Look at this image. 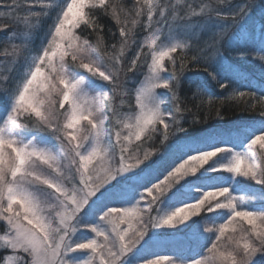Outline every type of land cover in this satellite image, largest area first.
I'll return each mask as SVG.
<instances>
[{"label": "snow or ice", "instance_id": "snow-or-ice-1", "mask_svg": "<svg viewBox=\"0 0 264 264\" xmlns=\"http://www.w3.org/2000/svg\"><path fill=\"white\" fill-rule=\"evenodd\" d=\"M25 2L30 10L20 16L17 0H0V9H6L0 11V32L23 21L27 39L47 10L57 14L20 82L0 88L7 98L0 114V224L5 225L0 264H264V163H257L258 157L264 161V96L232 88L235 69L227 57L229 49L241 59L264 53V22L258 31L249 25L258 7L264 16V0H244L227 11L210 4L197 10L188 3L183 13L176 5L185 0H137L132 27L121 20L129 13L109 0ZM36 7L45 12L31 10ZM99 14L120 25L118 49L105 43ZM144 15L147 36L127 60L136 44L133 28ZM196 17H205V24ZM205 27L211 31L205 46L184 55ZM241 40L252 44L253 52L240 49ZM145 67L134 103L122 111L124 99L117 105L114 98L130 97L121 91L127 75ZM193 69L220 89H232L226 97L209 96V103L243 101L241 110L258 111L259 120L237 124L227 134L162 143L174 156L163 175L150 164L157 151L133 153L130 146L155 132L164 141L179 132L187 135L175 114L181 113V78ZM240 79L242 88L258 86L264 93V64L258 82L244 74ZM160 90L169 94L173 114L162 107ZM205 92L197 87L194 98ZM106 119L112 121L110 147ZM199 123L204 121H192ZM240 178L260 186L247 197L259 201L258 207L245 206V197L234 194ZM144 201L147 206L141 207ZM177 233L184 244L200 249L196 256L150 251L168 242L163 236Z\"/></svg>", "mask_w": 264, "mask_h": 264}, {"label": "trees", "instance_id": "trees-1", "mask_svg": "<svg viewBox=\"0 0 264 264\" xmlns=\"http://www.w3.org/2000/svg\"><path fill=\"white\" fill-rule=\"evenodd\" d=\"M3 2L12 3V0H3ZM20 7L17 9V12L20 16H24L29 12V7L27 6L25 0H17ZM30 2V0H29ZM45 2H50V0H45ZM110 3L118 4L123 8L125 13H129L128 16L121 14V20L127 19L128 27H132L131 20L135 19V7L137 6V0H109ZM169 3H175V0H168ZM244 0H224V3H219L218 0H185L183 4H177L176 8L183 13L186 11V5L191 3L193 8L197 10L202 4H210L213 8L219 9L221 11H227L236 4L243 3ZM142 3V0H141ZM256 3L259 4L260 0H256ZM32 11L45 12L44 9L36 7L31 9ZM0 11H6V9H0ZM57 14V9L53 8L46 11V14L42 15L39 18V24L31 30V34L27 39L24 37V33L29 31L27 25L21 21L18 24H14L12 28L8 31L0 32V88L14 86V83L20 73L27 68L28 63L30 62L31 56L36 53V51L41 47L45 41V37L49 31L50 26L53 24L54 19ZM146 15L140 17V23L133 28V36L136 40V44L132 45L127 53L131 54L132 57L135 54V51L138 49L139 44L144 39L146 31L143 29L142 25L145 22ZM99 23L103 26V31L101 35L105 37V43L111 45L113 43L117 44V49L119 47V27L116 21L110 15L99 14L98 15ZM205 17H196L194 21L201 23L205 21ZM264 22V16L261 15L259 7L256 9L249 25H255L257 31L259 30L260 24ZM15 32V37H11V33ZM115 34V35H113ZM211 36V31L206 27L200 30V36L198 40H194L191 43V47L186 49L184 55L191 57L196 54L198 48H203L205 43L209 40ZM11 37V38H10ZM12 44L18 45L19 50L13 52ZM27 46V50H25ZM240 49L246 52H253L254 46L250 43H245L243 40L239 42ZM181 53L178 51L176 56L179 60ZM260 55L264 53L255 54V59L251 56H246L245 58H237L231 49L227 51L228 63L233 66L235 69L236 79L233 81L232 88H241L245 91L257 92L258 95L264 96V93H260L258 86L253 87L252 89L242 88L243 80L240 79L241 74L247 75L257 82L261 76V64H264V61L259 59ZM127 63H125V67ZM144 72V68L140 71H137L135 75H127V84L124 89L121 91H128L131 93V96L125 97H115L113 103L119 105L120 99L123 98L125 101L122 111L128 110L127 106L129 101L134 103V88L138 83L141 75ZM123 77V75H122ZM124 78V77H123ZM122 78V79H123ZM7 80V84L3 82ZM197 87H201L206 90L204 94H196L194 98V93H196ZM105 92H109L108 88L104 89ZM232 89L227 91L219 88L218 84L213 81L210 77L207 76L201 70L193 69L187 71L181 78V83L178 89V95L181 98L179 103L181 106V113L175 114L180 120V124L187 129V135L183 132L176 133L169 137L168 141L163 140V136L160 132H155L152 134V139L145 140L143 144L138 142H133L131 150L136 152L138 149L143 153L145 149H151L158 152V155H154L150 158V164L153 168H158L161 170L163 175H166V172L163 171L168 164L171 163L174 156L171 148L165 149L163 145H174L177 141H183L189 137H200L212 132L218 131L227 134L229 130H232L235 125L253 122L259 120L258 111H242L244 107V102L240 100H226L223 105H220L218 102L209 103V96L212 97H226L231 94ZM160 95L166 99L165 111L169 114L174 113V106L171 98L166 90H160ZM4 96L0 94V105L3 103ZM107 102V101H106ZM199 104L200 107L197 109L195 105ZM259 108V105H258ZM190 109V111H188ZM219 109L221 116H216V111ZM110 116V114H107ZM203 120L204 123L192 124L193 119ZM107 135L112 132V121L107 119L105 123ZM180 161L177 160L176 163ZM170 170V169H168ZM163 175H160V179L163 178ZM153 183L157 182L155 179ZM260 188L257 185L253 190L258 191ZM177 207L180 205H176ZM155 215V212L153 213ZM162 239L168 241L161 245L153 246L150 251L156 252L159 254H174L181 253L185 257L196 256V253L200 249L190 248L183 243L181 239V234L177 233L173 236H163Z\"/></svg>", "mask_w": 264, "mask_h": 264}, {"label": "rangeland", "instance_id": "rangeland-1", "mask_svg": "<svg viewBox=\"0 0 264 264\" xmlns=\"http://www.w3.org/2000/svg\"><path fill=\"white\" fill-rule=\"evenodd\" d=\"M145 11H146V10H145ZM145 21H146V18H145ZM200 24H205V21H202ZM182 35H183V34H181V36H182ZM146 36H147V32L145 33L144 39L141 41V43H143V41L145 40ZM193 41H194V40H192L191 43H192ZM137 50H138V49H137ZM137 50H136V51H137ZM136 51H135V52H136ZM145 51H148L147 48H145ZM178 51H179V50H178ZM126 55H127V60H130V59L132 58V55H131V54L126 53ZM127 60L125 61V63H127ZM26 71H27V68H25V69L22 71V73H20V75L18 76V78L16 79V81H15V83H14V86L20 82V80L22 79V77H23V75H24V73H25ZM146 72H147V68L145 67V68H144V72H143V74L141 75V77H140L138 83L136 84L135 88L139 86V82L143 81V79H144V74H145ZM122 78H123V77H122ZM135 88H134V90H135ZM133 96H134V95H133ZM161 98L165 100V104H166V99L163 98L162 96H161ZM6 103H7V98L4 96L3 103L0 105V114H3ZM162 107L164 108L165 105L162 106ZM106 121H107V119H106ZM22 123H27V121H26V120H22ZM123 134H124V135H127V130H125V131L123 132ZM49 139H50V138H49ZM113 139H114V137H113V134H112V132H111L109 135L106 136V145L110 147V146H111V141H112ZM133 142H135L134 139H133ZM133 142H132V143H133ZM131 147H132V146H130V149H131ZM131 151H132V150H131ZM132 152L135 153L134 151H132ZM257 163H264V161H261V160L259 159V157H258V158H257ZM225 175H226V174H225ZM240 180H241V182L235 186V187H236V191L234 192V194L237 195V196H244V197H245V199H244V201H243V203H244L245 206H249V207H258V206H259V201H254V200H249V199H247V197L251 196L252 193L255 191V190H253V189H254L258 184H256L254 181L246 180V179H243V178H240ZM140 206H141V207H146V206H147V201L141 202V205H140ZM4 229H5V225H4V224H0V234L3 233Z\"/></svg>", "mask_w": 264, "mask_h": 264}]
</instances>
